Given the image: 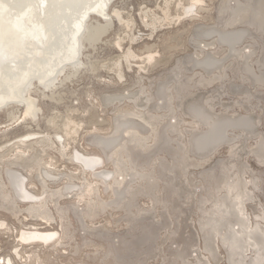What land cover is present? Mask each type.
<instances>
[{
	"label": "rangeland",
	"instance_id": "1",
	"mask_svg": "<svg viewBox=\"0 0 264 264\" xmlns=\"http://www.w3.org/2000/svg\"><path fill=\"white\" fill-rule=\"evenodd\" d=\"M235 1L203 0L184 15V0H114L106 18L112 22L108 32L94 46L81 42L78 72L66 79L73 67L68 66L51 79L53 87L31 86L36 117L13 123L7 113L13 107L20 115L23 106L0 109V194H9L6 199L0 195V264H234L232 258L240 257L250 263L253 244L264 240V161L257 146L264 137V87L258 86L264 83V32L249 23L236 29L226 25ZM226 28L246 32L234 49L217 36ZM207 58L214 61L211 68L202 64ZM254 77L263 78L262 83ZM194 106L216 121L238 124L224 142L230 141L211 157L217 146L201 156L192 147L193 137L209 131L205 125L195 130ZM54 116L60 125L68 117L75 132L61 133L50 123ZM245 119L254 123L252 131L244 129ZM49 136L53 145L45 147L40 141ZM108 140H115L109 148L103 145ZM140 149L154 153L151 160L137 159L132 152ZM36 152L44 159L40 169L27 163ZM71 152L101 162L83 169ZM10 166L25 177L33 198H13L6 178ZM234 180L247 185L245 218L262 229L242 240L236 258L223 237L208 235L206 226ZM40 205L45 218L32 211ZM34 228L57 236L48 244L22 243L21 232Z\"/></svg>",
	"mask_w": 264,
	"mask_h": 264
},
{
	"label": "bare ground",
	"instance_id": "2",
	"mask_svg": "<svg viewBox=\"0 0 264 264\" xmlns=\"http://www.w3.org/2000/svg\"><path fill=\"white\" fill-rule=\"evenodd\" d=\"M113 1L114 0H0V109H3L6 106L9 107V104H13V105L21 104L23 106V109H22V112H20V115H19V110L17 109L18 110L17 111L13 107L7 113L9 115L10 120L13 123L19 122L21 118L28 117L32 119L36 117L38 110H39L38 105H37V99L32 96V93H30V88L31 86H33V84H37L39 86L45 85L48 88H51L55 85V83L52 82L51 79L61 69H63L61 73L64 74L65 73L64 71L68 66H73V67L68 68L66 77H65L66 79H69L70 77H72L78 72L79 67L81 66L80 64L77 63V61L79 60L80 52H81L80 51L81 42L85 40L91 46H94L108 32L112 22H108L106 18L109 15L108 10ZM182 1L183 0H180V2ZM184 1H186L185 5H187V7H184L182 9L180 8V9L181 11H183L182 14L188 15L189 13L195 10V7L198 4V2L203 1V0H184ZM223 1L225 4V0ZM228 1L229 0H227V2ZM179 6H180V3H179ZM177 10L178 9H176V12L178 13ZM228 11H229V17H227L228 18V21L226 23L227 26H230L231 28L235 27L234 29H236V26L239 24L249 23V24L254 25L256 30H260V32L261 31L264 32V0H243V1L236 0L235 5L228 8ZM228 11H226L225 14H227ZM116 15L117 17H120L119 14H117V11H116ZM92 16H96L98 18L104 17L105 22L102 23L101 20L96 18L95 23L89 24L88 21L91 19ZM228 29L229 28H226L225 30L222 29L223 31L220 32L217 36L219 38V41L222 44H224L228 48L234 49L236 48L235 46L239 42H241L246 32L244 30L229 31ZM209 32H205L206 36H209L210 34H212ZM148 58H150V56ZM115 63H117V61ZM262 63L264 62L262 61ZM202 64L208 68L214 64V61L207 58L206 60L202 62ZM113 66L116 68V66H120V65L114 64ZM246 70L248 71V73L251 72V69L248 68V65H247ZM254 78H253V81H254ZM255 79L256 80L254 82L258 81L262 83L263 78L257 77ZM202 109L203 108H200V106L199 107L194 106L191 109L193 116L196 119H198L197 120L198 126L196 127L195 130L196 131L201 130L202 129L200 128L201 125H205L206 128L209 129V131L203 136L199 138H194V137L192 138V147L196 153H200V154L210 151L211 149L220 145L222 142L226 141L227 134H229L228 133L229 129L231 127L238 126L236 122L234 123V121H230L227 119L216 121L215 118H210L208 115H206L204 113L205 111H203ZM54 118L55 119L52 118V120L51 121L49 120V121L50 123H53L55 126L57 125L58 127H61L62 129V131H60L61 133L63 132L65 135H70L75 132V128H72V125H70L71 123L69 122L68 117H66V119L64 118L65 120L62 121L63 123L61 125L59 124V121H58L59 117L54 116ZM242 124H243L244 129L247 131H252L254 128V123L249 119L243 120ZM49 125L52 126V124H49ZM57 129L54 130V133L55 131H57ZM135 141L137 142V140ZM40 142L45 147L46 146L48 147L49 145L51 146V144L53 145L54 141L52 139V142H50V136H49V138H47L44 141H40ZM33 143L35 144V142ZM114 143H115V140H108V141L103 142V145L109 148ZM137 144L141 145L142 143H137ZM145 144L146 143H144V145ZM30 145L33 146L31 143ZM39 145L40 144H38V147ZM257 146L260 150L259 151L260 154L258 155V157L263 162L264 161V137L263 136L260 137L257 143ZM24 147H26V145ZM42 147L43 146L39 148H42ZM29 150L31 149L29 148ZM62 150H65V149H62ZM178 151H181V150L179 149ZM62 153H65V152L62 151ZM71 153H72L71 159L78 162V164H80L83 169H94L101 162V158L97 156L84 155L79 152H74V153L71 152ZM34 154L30 156L29 158H27L28 159L27 163L29 166L40 169L41 168L40 166H43V163L41 162L44 159L42 157L43 160L40 161L39 159L40 155L37 152H36V155ZM61 155L63 156V154ZM179 156L181 155L179 154ZM176 157L177 155L175 154V158ZM23 159H22V162H23ZM45 171H42V172L45 173L46 176H50L48 171L47 172ZM0 173L2 174L3 172L0 171ZM51 173L53 172L51 171ZM107 175L103 174V177ZM41 176L42 175L40 174V177ZM103 177L101 175V178ZM2 178L4 180L5 177H2ZM6 178L10 186V192L14 199L24 202V201H27L33 198V194H31V192L27 190V186L25 185L26 179L21 174V172L13 170L12 166H10L8 170L6 171ZM47 179H44V180H47ZM72 182L73 181H71V183ZM1 183L3 182H0V186H1ZM44 186L46 187V184H44ZM70 189L71 188L66 187L67 191H70ZM88 189H90V187ZM246 189H247L246 183L240 180H237L232 184H228L227 194L225 196V199L223 198L222 201L217 202V203L215 202L216 203L215 208H214L215 210L212 213L210 212L211 215L209 216V218L208 217L206 218L207 219L206 226L209 228L208 235L216 236V237H219V236L223 237V243L229 248L230 255L233 257L235 255H240L238 251L242 248L241 242L245 237L254 238L257 235H259L260 231L262 230V229L260 230L261 226H259L258 224H253V223L250 224L248 223V220H247L248 217L245 218V216L247 215H245L244 200L248 196V194L246 193ZM60 192L61 191H59V193ZM0 195H4L6 199L8 198L7 196L9 194L3 193ZM10 198L8 200H12ZM227 199H231L229 204L226 201ZM32 211L33 212L35 211L39 215L41 214L42 216L44 215L45 217H47L44 205L43 207H41L40 205V207L38 208L33 207ZM44 216L43 218H45ZM231 218H234V220L237 221L236 224H238L241 227L240 230H236L234 228L235 224H232L233 221H231ZM56 236H57L56 232L42 231L38 228H34V229L22 231L20 234V241L24 244H32L36 242H38V244L40 243L48 244V243H51L56 238ZM208 246L211 248L212 245H208ZM253 246H255V249L253 250V254L255 253V255L251 258L250 263L249 262L248 263L249 264H264V252H263L264 251V240L261 242H258V241L255 242ZM179 255L177 256L179 257ZM244 256L246 257V255ZM232 262L234 264H244L245 263L244 259L242 260L241 257L240 259L232 258Z\"/></svg>",
	"mask_w": 264,
	"mask_h": 264
},
{
	"label": "water",
	"instance_id": "3",
	"mask_svg": "<svg viewBox=\"0 0 264 264\" xmlns=\"http://www.w3.org/2000/svg\"><path fill=\"white\" fill-rule=\"evenodd\" d=\"M242 43V42H241ZM240 43V44H241ZM259 87H264V83H262V84H260V85H258ZM183 93L184 92H182V94L180 95V96H182L183 95ZM116 100H121L120 98H117ZM191 116H192V114H191ZM193 124H194V128H196L198 125H197V123H194L193 122ZM165 126H171L170 125V123H167ZM125 132V131H124ZM123 132V133H124ZM230 141V140H229ZM229 141H227V142H229ZM227 142H224V143H221L220 145H218L213 151H211V152H209V154H208V156L207 157H211L215 152H216V150L221 146V145H223V144H225V143H227ZM180 147V149H181V151H183V147H181V146H179ZM133 154H134V156L137 158V159H139L140 161L142 160V159H145V158H149L150 160H151V158H150V156L151 155H153L154 153H152V154H150V155H148V154H145V153H143L142 151H141V149H140V151H138V152H132ZM173 153H175V152H173ZM198 156H201V155H199L198 153H196ZM168 156H170L171 157V155L170 154H167ZM174 155V154H173ZM134 206H137L138 207V204L135 202V205ZM151 225H153V224H151ZM123 238H127L128 240H130L131 238H132V236L131 235H125ZM158 239V234L156 235V240ZM124 240V239H123ZM156 240H155V243H156ZM120 242H122V240L120 241ZM153 254H154V251H152L148 256H153ZM135 263V262H134ZM133 263V264H134Z\"/></svg>",
	"mask_w": 264,
	"mask_h": 264
}]
</instances>
